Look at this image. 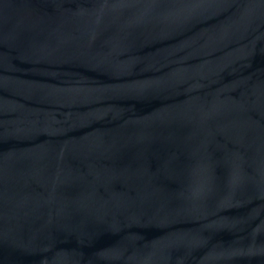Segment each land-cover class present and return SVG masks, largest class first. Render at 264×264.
<instances>
[{
  "label": "water",
  "instance_id": "water-1",
  "mask_svg": "<svg viewBox=\"0 0 264 264\" xmlns=\"http://www.w3.org/2000/svg\"><path fill=\"white\" fill-rule=\"evenodd\" d=\"M0 264H264V0H0Z\"/></svg>",
  "mask_w": 264,
  "mask_h": 264
}]
</instances>
